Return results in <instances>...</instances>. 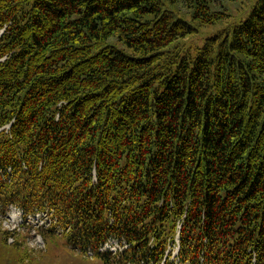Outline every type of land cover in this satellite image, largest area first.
Returning <instances> with one entry per match:
<instances>
[{
	"label": "trees",
	"instance_id": "16d2710c",
	"mask_svg": "<svg viewBox=\"0 0 264 264\" xmlns=\"http://www.w3.org/2000/svg\"><path fill=\"white\" fill-rule=\"evenodd\" d=\"M235 1L0 0V214L97 264L176 235L179 264H264V0Z\"/></svg>",
	"mask_w": 264,
	"mask_h": 264
},
{
	"label": "rangeland",
	"instance_id": "374dc122",
	"mask_svg": "<svg viewBox=\"0 0 264 264\" xmlns=\"http://www.w3.org/2000/svg\"><path fill=\"white\" fill-rule=\"evenodd\" d=\"M254 0H236L228 4L230 20L245 16ZM226 21L205 26L187 43L201 44L210 33L221 28ZM53 218L43 211H35L25 215L19 208H9L5 215L0 214V264H97L98 258L87 256L78 249L72 248L60 228L48 231ZM7 231L4 237L3 231ZM42 232L46 235L43 236ZM114 243H111L113 245ZM174 246L170 245V260L179 264L174 254Z\"/></svg>",
	"mask_w": 264,
	"mask_h": 264
}]
</instances>
